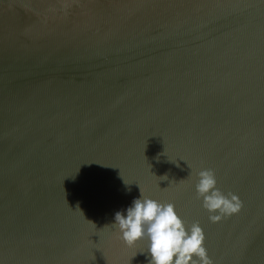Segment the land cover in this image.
I'll list each match as a JSON object with an SVG mask.
<instances>
[{
  "label": "water",
  "instance_id": "95a60500",
  "mask_svg": "<svg viewBox=\"0 0 264 264\" xmlns=\"http://www.w3.org/2000/svg\"><path fill=\"white\" fill-rule=\"evenodd\" d=\"M139 188L264 264V0H0V264H147L111 224Z\"/></svg>",
  "mask_w": 264,
  "mask_h": 264
},
{
  "label": "clouds",
  "instance_id": "9594fccd",
  "mask_svg": "<svg viewBox=\"0 0 264 264\" xmlns=\"http://www.w3.org/2000/svg\"><path fill=\"white\" fill-rule=\"evenodd\" d=\"M195 175L196 196L212 222L218 221L221 214L227 216L239 210L237 195L225 194L217 187L212 169H200ZM139 191L140 195L126 208L114 213L111 224L120 239L130 247L146 240V251L141 253L147 254V264H212L199 222L186 224L174 204L145 196L140 188Z\"/></svg>",
  "mask_w": 264,
  "mask_h": 264
}]
</instances>
